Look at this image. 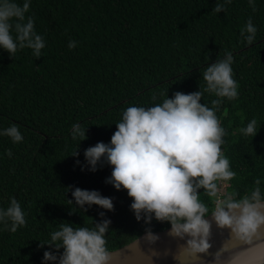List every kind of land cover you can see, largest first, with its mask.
Instances as JSON below:
<instances>
[{
  "label": "trees",
  "instance_id": "obj_1",
  "mask_svg": "<svg viewBox=\"0 0 264 264\" xmlns=\"http://www.w3.org/2000/svg\"><path fill=\"white\" fill-rule=\"evenodd\" d=\"M218 3L224 0H31L26 16L45 41L41 56L0 49V129L14 123L24 137L13 143L0 136V208L15 197L26 212V224L14 233L0 223V264H42L44 251H57L46 241L59 223L94 226L102 211L111 221L110 251L171 227L154 217L135 219L127 191L106 183L110 165L81 171L76 161L84 162L89 146L110 142L127 107L203 89L202 70L225 49L233 53L239 95L217 111L226 133L221 149L236 173L223 194L240 199L259 178L264 197V0H254V8L232 0L217 13ZM249 18L258 30L250 45L240 35ZM69 41L77 46L69 48ZM212 99L205 93L201 103L211 106ZM253 117L257 134L246 137L239 128ZM77 122L87 129L83 141L70 134ZM69 186L98 190L114 209L68 204ZM198 195L213 208L203 189Z\"/></svg>",
  "mask_w": 264,
  "mask_h": 264
},
{
  "label": "clouds",
  "instance_id": "obj_2",
  "mask_svg": "<svg viewBox=\"0 0 264 264\" xmlns=\"http://www.w3.org/2000/svg\"><path fill=\"white\" fill-rule=\"evenodd\" d=\"M218 3L214 9L220 12L224 4ZM254 8V0H248ZM31 0H0V49L13 56L18 49L28 48L32 55L39 58L45 47L43 37L34 27L29 12ZM257 27L252 19L240 30L247 44H252L257 36ZM15 32V36H13ZM76 41H69L68 47L75 48ZM234 57L231 50L225 49L223 58L202 70L205 82L203 89L190 92H175L171 98L166 95L161 103L151 106L131 105L115 124L109 143L97 142L84 150V162L76 164L85 170L95 172L98 165L111 166V175L106 183L116 190L127 191L132 198L130 209L135 219L170 222L169 234L184 240L183 256L199 258L207 254L211 227L226 229L230 241L215 254L217 264H264V197L255 180L250 194L240 199L236 195L223 194L236 173L231 169L228 157L221 149L224 143L225 128L217 116L224 100H236L238 82L234 79ZM205 93L213 94L216 99L201 103ZM155 99V97H153ZM258 121L255 117L239 128L244 136H255ZM86 131L80 123L71 125L73 140L86 139ZM0 136H7L13 143L23 140L16 124L0 129ZM79 148V147H78ZM78 148L71 154L78 156ZM11 157L12 153L7 152ZM223 182V183H218ZM203 189L214 207L209 209L202 202L198 190ZM72 200L68 204L86 210L93 205L104 210H113L111 197L103 196L98 190L81 189L69 186ZM102 219L94 226H76L69 222L59 223L51 231L46 243L53 244L58 251H44L42 264H122L118 255L106 246L105 233L108 231L109 218L100 212ZM0 223H7L8 230L16 232L26 224V212L15 197L9 199L6 208H0ZM92 222L90 221V224ZM145 239L150 243L158 236L147 231ZM236 244L249 245L245 251L233 253ZM132 257L140 253L138 246L129 249ZM223 253H228L221 259Z\"/></svg>",
  "mask_w": 264,
  "mask_h": 264
},
{
  "label": "water",
  "instance_id": "obj_3",
  "mask_svg": "<svg viewBox=\"0 0 264 264\" xmlns=\"http://www.w3.org/2000/svg\"><path fill=\"white\" fill-rule=\"evenodd\" d=\"M170 227L154 233L158 236V240L150 243L145 239V234L139 236L136 240L126 244L125 246L113 250L118 255V259L122 264H217L215 254L222 248L223 245L230 241L229 231L226 229L217 228L214 224L211 227L209 242L210 249L207 254H198L199 258L183 256L181 253L184 240L173 237L169 234ZM234 243L233 253L247 250L249 245ZM257 243H264L260 241ZM138 246L142 255L129 260L132 257V252L129 249L133 246ZM228 253H223L221 259H225Z\"/></svg>",
  "mask_w": 264,
  "mask_h": 264
},
{
  "label": "rangeland",
  "instance_id": "obj_4",
  "mask_svg": "<svg viewBox=\"0 0 264 264\" xmlns=\"http://www.w3.org/2000/svg\"><path fill=\"white\" fill-rule=\"evenodd\" d=\"M219 183H221V182H219ZM225 190V189H224ZM224 190H223V192H224ZM214 206V205H213Z\"/></svg>",
  "mask_w": 264,
  "mask_h": 264
},
{
  "label": "flooded vegetation",
  "instance_id": "obj_5",
  "mask_svg": "<svg viewBox=\"0 0 264 264\" xmlns=\"http://www.w3.org/2000/svg\"><path fill=\"white\" fill-rule=\"evenodd\" d=\"M214 205V204H213ZM214 207V206H213Z\"/></svg>",
  "mask_w": 264,
  "mask_h": 264
}]
</instances>
